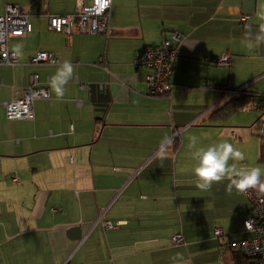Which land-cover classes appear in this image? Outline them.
<instances>
[{
	"label": "crops",
	"instance_id": "1",
	"mask_svg": "<svg viewBox=\"0 0 264 264\" xmlns=\"http://www.w3.org/2000/svg\"><path fill=\"white\" fill-rule=\"evenodd\" d=\"M7 4L29 15L31 31L9 38L13 52L23 45L15 65L0 62V264H193L190 249L215 241V228L225 242L245 237L248 201L228 190L235 160L232 176L201 190L195 153L223 139L226 120L202 122L221 87L258 77L234 81L256 66L236 71L239 60H264V0H111L102 35L49 28L47 15L72 13L77 0H0V15ZM170 32L184 35L170 94L149 95L148 69L132 60ZM38 51L59 62L29 64ZM224 54L222 78L206 60ZM65 61L74 74L57 98L50 78ZM32 74L50 99L34 100L33 120L6 119L3 104ZM176 234L183 243L171 242Z\"/></svg>",
	"mask_w": 264,
	"mask_h": 264
},
{
	"label": "built area",
	"instance_id": "2",
	"mask_svg": "<svg viewBox=\"0 0 264 264\" xmlns=\"http://www.w3.org/2000/svg\"><path fill=\"white\" fill-rule=\"evenodd\" d=\"M111 0H91L85 5L82 0H77L76 10L62 15H47L49 28L55 32H63L66 35L72 32L87 33L91 35L105 34L108 30V19ZM248 15L240 17V21H246ZM31 31L29 15L23 13L13 4L5 5L4 13L0 15V62L7 65H15L16 56L9 48L10 36H21ZM183 34L170 32L159 45L147 47L135 53L132 63L135 67H145L148 73L144 76L147 93L153 96H168L171 90L169 82L176 61L179 56V45L183 40ZM228 54L222 55L217 60L227 61ZM59 62L57 56L50 51H38L28 59L29 64L47 63L55 65ZM38 75L30 76L29 85L22 91L15 90L11 100L3 104L5 118L8 120L26 119L33 120V102L39 98H49L48 89L38 86ZM259 132L264 136V114L259 122ZM264 182V179H262ZM248 201V214L243 221L244 231L250 234L248 238H242L233 243L245 256L252 258L255 264H264V188L257 186L243 191ZM103 228H115L110 221L102 222ZM214 235L223 240V231L215 228ZM173 244L184 242L181 234L171 238Z\"/></svg>",
	"mask_w": 264,
	"mask_h": 264
},
{
	"label": "rangeland",
	"instance_id": "3",
	"mask_svg": "<svg viewBox=\"0 0 264 264\" xmlns=\"http://www.w3.org/2000/svg\"><path fill=\"white\" fill-rule=\"evenodd\" d=\"M102 35V34H98ZM249 63H254L256 66L245 75H237L234 76V81L241 80H251V76L254 78L258 76L254 81H250L248 83V89L254 90L260 94H264V60L263 59H242L239 60L236 65V71H239L244 66ZM219 69V75L222 78H225V75H228L229 70L227 63L217 64ZM259 72H262V75H258ZM225 73V74H224ZM249 78V79H242ZM146 86V84H145ZM238 89V87H236ZM262 116V110H251L249 107H245L236 111L231 117H229L225 123H223L220 128L223 130L221 134L223 139L221 142H228L234 146V148L241 150L245 154V159L242 161L235 160L233 165L235 172L243 169H247L250 167L260 166L264 169V158L263 160H259L260 153L259 147L260 143H264V136H262L259 132L258 122ZM181 127L177 132H181L183 129ZM225 128V129H224ZM229 128V129H228ZM262 137H261V136ZM229 137V138H228ZM236 138L233 143L232 138ZM196 161V160H195ZM193 165L195 162L193 161ZM245 232V231H244ZM245 232L242 235L245 237H249V234ZM195 237V236H194ZM244 237V238H245ZM215 241L206 242L200 246H194L190 250V255L193 264H223L219 253H218V241L217 238ZM242 253V252H241ZM230 262L231 259H230ZM6 263V262H5Z\"/></svg>",
	"mask_w": 264,
	"mask_h": 264
},
{
	"label": "clouds",
	"instance_id": "4",
	"mask_svg": "<svg viewBox=\"0 0 264 264\" xmlns=\"http://www.w3.org/2000/svg\"><path fill=\"white\" fill-rule=\"evenodd\" d=\"M14 55L19 57L23 55V45L18 43L14 49ZM74 66L70 61H65L55 74L50 78V87L57 98L65 95L66 85L72 80ZM197 137L192 135L190 142L192 145L197 143ZM197 164L194 168L195 176L198 178L197 187L201 190H208L213 183L221 182L226 177L233 175V167L229 165L230 160L242 161L245 154L228 142H219L201 148L195 153ZM236 179L231 181L228 190L231 191L234 186L237 190L243 192L257 186L264 188V169L260 166L250 167L235 172Z\"/></svg>",
	"mask_w": 264,
	"mask_h": 264
},
{
	"label": "trees",
	"instance_id": "5",
	"mask_svg": "<svg viewBox=\"0 0 264 264\" xmlns=\"http://www.w3.org/2000/svg\"><path fill=\"white\" fill-rule=\"evenodd\" d=\"M217 59L218 58L207 59L206 62L217 65L222 63L229 64L231 60L230 56L228 60L224 62H220ZM217 87H221V85H218ZM221 88L223 89V93L227 90L224 93V99L205 117V119L202 120V122L225 121L236 111L245 107H249L251 110H262V115L264 114V94L250 90L245 86L239 89H228L224 86ZM228 90H234V93ZM259 148V160H263L264 143L261 142ZM233 243L234 242H225L224 239L219 241L218 253L223 264H255V261L252 258L241 253L233 246ZM230 259L232 262H230Z\"/></svg>",
	"mask_w": 264,
	"mask_h": 264
},
{
	"label": "water",
	"instance_id": "6",
	"mask_svg": "<svg viewBox=\"0 0 264 264\" xmlns=\"http://www.w3.org/2000/svg\"><path fill=\"white\" fill-rule=\"evenodd\" d=\"M67 233H68V237L71 239H79L80 238V233H79L78 227L69 228Z\"/></svg>",
	"mask_w": 264,
	"mask_h": 264
},
{
	"label": "bare ground",
	"instance_id": "7",
	"mask_svg": "<svg viewBox=\"0 0 264 264\" xmlns=\"http://www.w3.org/2000/svg\"><path fill=\"white\" fill-rule=\"evenodd\" d=\"M49 100V99H48Z\"/></svg>",
	"mask_w": 264,
	"mask_h": 264
}]
</instances>
